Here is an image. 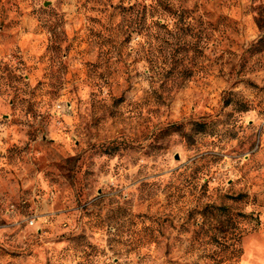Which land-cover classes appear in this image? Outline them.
I'll use <instances>...</instances> for the list:
<instances>
[{
  "label": "rangeland",
  "instance_id": "rangeland-1",
  "mask_svg": "<svg viewBox=\"0 0 264 264\" xmlns=\"http://www.w3.org/2000/svg\"><path fill=\"white\" fill-rule=\"evenodd\" d=\"M0 264H264V0H0Z\"/></svg>",
  "mask_w": 264,
  "mask_h": 264
}]
</instances>
